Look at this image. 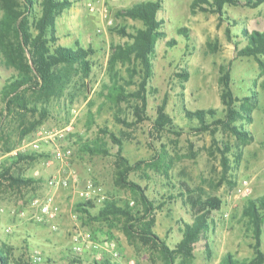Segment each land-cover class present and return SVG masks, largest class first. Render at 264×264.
Wrapping results in <instances>:
<instances>
[{"label":"rangeland","instance_id":"1","mask_svg":"<svg viewBox=\"0 0 264 264\" xmlns=\"http://www.w3.org/2000/svg\"><path fill=\"white\" fill-rule=\"evenodd\" d=\"M69 1L71 6L55 22L57 43L92 49L88 74L78 64L61 67L59 83L48 95L27 91L23 94L27 110L17 108L10 115H0V173L7 172L0 177V243L10 252L12 264L23 258L34 264H165L157 247L125 232L123 216L99 215L107 202L129 206L139 216L143 213L138 194L115 184L119 155L111 134L120 142V156L137 164L127 179L153 203L152 232L170 249L181 240L184 223L193 221L189 196L221 199L220 209L209 215L207 232L194 245L193 257L184 264H220L228 254L238 262L251 259L253 233L243 209L249 199L264 195V67L252 57H237L236 52L247 44L242 30L264 31V3L256 8L226 5L221 21L216 13H191L193 0H160L157 20L162 22L164 36L155 45L146 107L139 121L134 111L139 101L116 103L110 97L114 79L129 93L138 89L139 65L119 61L109 66L108 60L114 46L128 41L119 28L128 33L142 28L141 21L119 12L155 0ZM2 15L0 6V20ZM181 28L188 29V40L179 33ZM227 64L242 114L237 124L251 134V140H238L223 129L214 136L196 132L197 122L184 117V108H213L216 118L224 116L218 78L219 67ZM132 69L136 73L130 75ZM184 71L186 81L177 77ZM17 74L0 46V110L4 87ZM163 101L165 112L182 130L180 136L152 131ZM40 131L62 136L43 142L37 152L16 151L23 138L31 139ZM85 145L101 151L90 153ZM225 146L230 150L222 155ZM55 147L70 149L71 156L54 159ZM222 156L227 158V170ZM70 171L78 175L73 186L49 184L51 178ZM11 177L30 181L16 184ZM88 181L101 188L99 197H81ZM49 198L58 206L52 219L41 214V204ZM79 204L85 205L87 213L80 211ZM181 262L177 258L174 264Z\"/></svg>","mask_w":264,"mask_h":264},{"label":"trees","instance_id":"2","mask_svg":"<svg viewBox=\"0 0 264 264\" xmlns=\"http://www.w3.org/2000/svg\"><path fill=\"white\" fill-rule=\"evenodd\" d=\"M264 0H193L190 5L191 13L210 12L218 14L222 21L224 6L244 5L256 8L263 4ZM3 11L0 20V46L3 49L7 62L18 70V74L12 77L2 92L3 107L0 115L12 114L17 108L26 109V102L23 97L27 91L42 93L45 96L54 90L59 83L58 71L61 67H71L78 64L84 75L90 69L87 57L93 53L90 48L84 49L79 45L65 47L59 45L56 36V19L66 9L71 6L69 0H0ZM161 9V1H142L119 12L123 17L142 22V28L136 29L134 33H128L124 28L117 31L128 38V41L116 45L112 48L108 60L109 66H114L117 62L137 63L140 67L139 73L142 74L138 84V89L134 92H127L124 85H120L114 79L111 86V96L114 102L119 103L127 99L140 102L134 106L136 117L142 121V113L146 107V86L151 75V60L155 55L156 42L164 36L161 24L157 20V13ZM179 33L186 40L189 39L188 29L181 28ZM242 35L246 38L247 44L237 50V57H252L256 60L259 67L263 69L264 64V31L242 30ZM226 37L231 41V33L226 28ZM172 42L170 45H175ZM216 49V45H215ZM28 57V58H27ZM136 70H130V75L135 74ZM182 81L188 79L187 72L177 74ZM130 82V80L128 81ZM126 82V83H128ZM218 84L220 88V104L224 107V116L216 118L217 110L213 108L198 109L190 111L184 108V117L190 121H196L197 127L193 128L196 132H209L211 135L218 129H223L234 135L238 140H251V134L237 124L242 116L236 107L238 99L231 90L230 64L219 67ZM248 98H245L246 101ZM244 107L243 105L241 106ZM210 119V121H207ZM119 123L129 126L124 120H117ZM152 131L156 135L169 132L176 136L182 134L172 119L165 112V101L157 108L156 117L152 121ZM111 138L118 144V158L116 161L115 184L119 187L128 188L138 194V202L142 207V215L139 212L133 213L129 206L119 207L114 202H107L99 212V215H121L125 218L124 230L128 235H136L143 242L151 244L159 250L165 264H174L177 258H181L182 264L193 257L194 245L205 235L209 228V215L212 211L219 210L222 201L217 196H209L203 200L188 197L192 208L193 221L184 223L181 240L174 249H170L163 240L159 239L153 232L155 220L152 216L154 210L153 203L144 194L141 188L130 182L127 177L137 164L131 165L124 157L120 156V142L114 135ZM84 150L94 153L98 150L88 145ZM221 151L224 155L229 152V147H224ZM105 153V151H102ZM18 159H22L18 156ZM222 166L227 170V158L221 157ZM6 171L0 173V177L5 176ZM16 184L28 182L21 178H12ZM90 204V202H88ZM134 204V202H133ZM79 209L87 213L84 204H79ZM138 215V216H137ZM243 216L248 220L253 233L254 256L249 260L241 262L233 259L228 254L220 264H264V251L261 250L262 227L264 223V195L255 199H249L243 209ZM5 244L0 243V264H12L10 252L5 250ZM34 264L29 260L17 259L16 264ZM108 264V263H104Z\"/></svg>","mask_w":264,"mask_h":264},{"label":"built area","instance_id":"3","mask_svg":"<svg viewBox=\"0 0 264 264\" xmlns=\"http://www.w3.org/2000/svg\"><path fill=\"white\" fill-rule=\"evenodd\" d=\"M107 2H114L117 0H104ZM108 24H111V21L107 22ZM62 135L61 134H46V132H38L35 137L33 138H23L21 141L20 147L16 151H27V150H32V151H39L40 146L43 142H47L48 139L51 142H54L57 137L60 138ZM15 154V152H13ZM71 156V150L66 149L62 150L58 147H55L54 153H53V158L57 160H62L65 157ZM52 160H47L46 164L50 165ZM78 181V175L74 171L68 172L64 176H59V177H53L50 179L49 184L54 185V186H61V187H69L73 186L75 183ZM81 197L84 200H92L101 195V188L98 187L94 182L88 181L85 185V188L81 192ZM34 203H38V201H35ZM132 204V203H131ZM41 214L47 218H54L58 214V206L52 204L51 199L49 198L45 202L41 204Z\"/></svg>","mask_w":264,"mask_h":264}]
</instances>
